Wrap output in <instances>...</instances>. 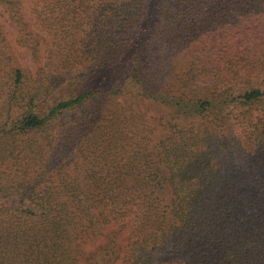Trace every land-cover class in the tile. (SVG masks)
Segmentation results:
<instances>
[{
  "label": "trees",
  "instance_id": "1",
  "mask_svg": "<svg viewBox=\"0 0 264 264\" xmlns=\"http://www.w3.org/2000/svg\"><path fill=\"white\" fill-rule=\"evenodd\" d=\"M0 264H264V0H0Z\"/></svg>",
  "mask_w": 264,
  "mask_h": 264
}]
</instances>
